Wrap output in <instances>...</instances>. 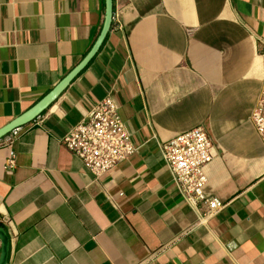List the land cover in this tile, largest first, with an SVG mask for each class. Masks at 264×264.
Returning <instances> with one entry per match:
<instances>
[{"label":"crops","instance_id":"crops-1","mask_svg":"<svg viewBox=\"0 0 264 264\" xmlns=\"http://www.w3.org/2000/svg\"><path fill=\"white\" fill-rule=\"evenodd\" d=\"M88 63L43 112L0 139L7 264H264V0H113ZM104 0H0V129L51 91L99 37ZM111 94L136 151L96 177L61 139ZM213 141L203 217L160 144ZM14 152V165L5 164Z\"/></svg>","mask_w":264,"mask_h":264},{"label":"built area","instance_id":"built-area-1","mask_svg":"<svg viewBox=\"0 0 264 264\" xmlns=\"http://www.w3.org/2000/svg\"><path fill=\"white\" fill-rule=\"evenodd\" d=\"M118 110L112 95L107 94L61 139L63 146L96 177L136 151ZM251 119L264 142V84ZM212 142L206 130L196 126L160 144L164 162L172 173L176 189L196 211L203 210V217L215 214L222 207L216 198L204 190L207 184L204 168L213 157ZM14 158V152H11L6 168L14 165Z\"/></svg>","mask_w":264,"mask_h":264},{"label":"water","instance_id":"water-1","mask_svg":"<svg viewBox=\"0 0 264 264\" xmlns=\"http://www.w3.org/2000/svg\"><path fill=\"white\" fill-rule=\"evenodd\" d=\"M113 0H104L105 10L102 28L99 37L96 39L89 53L74 67L51 91H49L39 102L33 105L29 110L24 112L18 118L13 119L7 125L0 129V139L9 134L14 129L21 127L32 120L36 119L45 108L61 93V91L69 84L75 75L82 70L88 61L94 56L111 26L113 17ZM9 235L5 229L0 226V264H7L9 252Z\"/></svg>","mask_w":264,"mask_h":264},{"label":"trees","instance_id":"trees-1","mask_svg":"<svg viewBox=\"0 0 264 264\" xmlns=\"http://www.w3.org/2000/svg\"><path fill=\"white\" fill-rule=\"evenodd\" d=\"M1 225V224H0Z\"/></svg>","mask_w":264,"mask_h":264}]
</instances>
